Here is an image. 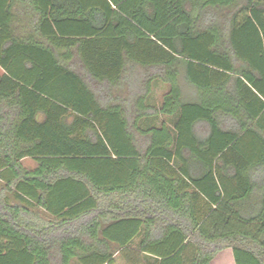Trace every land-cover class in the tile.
<instances>
[{
    "label": "trees",
    "instance_id": "1",
    "mask_svg": "<svg viewBox=\"0 0 264 264\" xmlns=\"http://www.w3.org/2000/svg\"><path fill=\"white\" fill-rule=\"evenodd\" d=\"M0 70V264H264V0H0Z\"/></svg>",
    "mask_w": 264,
    "mask_h": 264
},
{
    "label": "rangeland",
    "instance_id": "2",
    "mask_svg": "<svg viewBox=\"0 0 264 264\" xmlns=\"http://www.w3.org/2000/svg\"><path fill=\"white\" fill-rule=\"evenodd\" d=\"M0 73H1V70H0ZM166 91H167V87L165 85H163L159 82H156L154 92L151 95L150 100H149L150 103L153 105L160 106L161 98ZM177 119H178L177 115L166 119V124L171 130H172L175 122L177 121ZM160 121H161L160 119H155V120H152L150 122V124L158 125L160 123ZM22 165L27 169H32L36 166V163L31 159H24L22 161ZM124 260L125 259L121 255H117L115 258L114 264H126V262Z\"/></svg>",
    "mask_w": 264,
    "mask_h": 264
},
{
    "label": "crops",
    "instance_id": "3",
    "mask_svg": "<svg viewBox=\"0 0 264 264\" xmlns=\"http://www.w3.org/2000/svg\"><path fill=\"white\" fill-rule=\"evenodd\" d=\"M142 239V232L139 233V235H137L128 245V248L129 249H132V250H137L138 247H139V243ZM119 255V254H116L114 256V261H115V258L116 256ZM191 253L190 251L188 250L187 252L184 253V258H188L190 257ZM137 263H142V264H158V262L156 261V259L152 256H149L147 254H137ZM124 258V257H123ZM125 259V258H124ZM126 262V264H131L129 261L127 260H124ZM184 264H187L186 260H185V263ZM212 264H235L234 263V260H233V257H232V253L230 251H226L224 254H221L220 256H218L215 260H213Z\"/></svg>",
    "mask_w": 264,
    "mask_h": 264
}]
</instances>
